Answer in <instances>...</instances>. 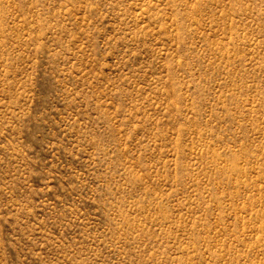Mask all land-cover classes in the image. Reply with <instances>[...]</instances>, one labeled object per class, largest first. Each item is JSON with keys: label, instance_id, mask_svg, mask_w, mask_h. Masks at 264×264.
Instances as JSON below:
<instances>
[{"label": "rangeland", "instance_id": "rangeland-1", "mask_svg": "<svg viewBox=\"0 0 264 264\" xmlns=\"http://www.w3.org/2000/svg\"><path fill=\"white\" fill-rule=\"evenodd\" d=\"M0 264H264V0H0Z\"/></svg>", "mask_w": 264, "mask_h": 264}]
</instances>
